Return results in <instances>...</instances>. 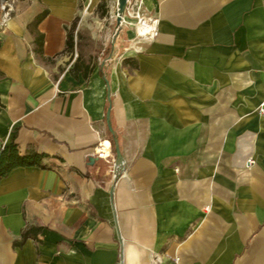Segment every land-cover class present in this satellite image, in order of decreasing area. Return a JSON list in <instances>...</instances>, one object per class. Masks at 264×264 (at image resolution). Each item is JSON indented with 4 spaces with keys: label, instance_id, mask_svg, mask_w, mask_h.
<instances>
[{
    "label": "crops",
    "instance_id": "crops-1",
    "mask_svg": "<svg viewBox=\"0 0 264 264\" xmlns=\"http://www.w3.org/2000/svg\"><path fill=\"white\" fill-rule=\"evenodd\" d=\"M143 3L157 35L122 25L109 59L112 8L32 0L0 27V149L50 155L0 180V264H264V0Z\"/></svg>",
    "mask_w": 264,
    "mask_h": 264
},
{
    "label": "trees",
    "instance_id": "trees-1",
    "mask_svg": "<svg viewBox=\"0 0 264 264\" xmlns=\"http://www.w3.org/2000/svg\"><path fill=\"white\" fill-rule=\"evenodd\" d=\"M103 1H99L97 3V7L103 6ZM47 9H42L35 15V17L29 22V27L35 33V42L37 51L41 50L42 46V33L39 32L38 25L39 21L45 16ZM75 28H76V19L71 23V25L67 28V36H66V45L65 49H72L75 44ZM79 41H77V46ZM110 46H108L109 50ZM80 57V52L78 53L75 61L74 67L78 66ZM88 59V62L86 60ZM91 59V55L87 58H83V74L87 75V72L91 69L89 67V60ZM126 60V59H125ZM111 145L114 150V141L112 135L110 137ZM50 155L46 152L39 151L35 147H29L25 152L20 150L18 142L13 137L12 140L6 144H4L0 149V180L2 177L6 176L10 173V171L21 165H39L41 167L47 166V163L44 161L45 158ZM41 226L39 225H29L24 228L22 231V236L20 239L15 240V244H22L24 240L28 237L32 236L38 239V231Z\"/></svg>",
    "mask_w": 264,
    "mask_h": 264
},
{
    "label": "built area",
    "instance_id": "built-area-1",
    "mask_svg": "<svg viewBox=\"0 0 264 264\" xmlns=\"http://www.w3.org/2000/svg\"><path fill=\"white\" fill-rule=\"evenodd\" d=\"M112 9L115 14V0L112 4ZM158 14L151 12L144 6L143 0H126V4L122 14V25L131 26L133 29V40L144 38H154L158 33L157 28ZM257 111L264 116V99L260 101L257 106ZM97 155L106 156L111 150V143L107 139H99L96 142ZM254 162L252 157H248L245 161V165H251ZM160 258L154 256L152 264H160Z\"/></svg>",
    "mask_w": 264,
    "mask_h": 264
},
{
    "label": "rangeland",
    "instance_id": "rangeland-1",
    "mask_svg": "<svg viewBox=\"0 0 264 264\" xmlns=\"http://www.w3.org/2000/svg\"><path fill=\"white\" fill-rule=\"evenodd\" d=\"M99 1H103V6L97 7ZM114 0H84V4L88 7V10H94L97 14H111V8ZM32 4V0H0V27L5 25V23L10 19V17L16 13L18 10L28 8ZM89 37V36H88ZM88 39L86 43L88 44V53L96 55L100 49L99 39L95 37L94 39Z\"/></svg>",
    "mask_w": 264,
    "mask_h": 264
},
{
    "label": "water",
    "instance_id": "water-1",
    "mask_svg": "<svg viewBox=\"0 0 264 264\" xmlns=\"http://www.w3.org/2000/svg\"><path fill=\"white\" fill-rule=\"evenodd\" d=\"M125 4H126V0H115V7H114V10H115V29L111 35V38H110V49H109V52L106 56L107 59L112 57V55L115 51L116 38H117L119 31L122 28V14H123ZM106 115H107V119L109 121V108L107 109ZM109 129L112 133V138L114 141L115 157L117 158V161L120 163V162H122V155H121V151L119 148V143H118L117 137L115 136L113 127L110 124H109ZM89 159L93 160L94 156H90Z\"/></svg>",
    "mask_w": 264,
    "mask_h": 264
}]
</instances>
